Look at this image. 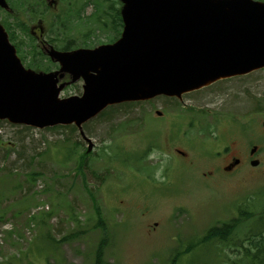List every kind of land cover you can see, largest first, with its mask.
Segmentation results:
<instances>
[{
  "label": "rangeland",
  "instance_id": "obj_1",
  "mask_svg": "<svg viewBox=\"0 0 264 264\" xmlns=\"http://www.w3.org/2000/svg\"><path fill=\"white\" fill-rule=\"evenodd\" d=\"M49 1V8L41 0H8L11 13L0 8L27 52L44 42L108 43L122 29L110 10L119 0ZM82 85L61 96L80 95ZM82 130L86 138L73 124L42 129L47 147L38 149L25 129L0 121V262L93 264L105 236V264H163L211 228L253 212L227 244L205 242L182 261L216 263L220 253L227 264L249 246L248 230L264 232V68L180 98L108 107ZM235 157L240 165L226 172Z\"/></svg>",
  "mask_w": 264,
  "mask_h": 264
},
{
  "label": "water",
  "instance_id": "obj_2",
  "mask_svg": "<svg viewBox=\"0 0 264 264\" xmlns=\"http://www.w3.org/2000/svg\"><path fill=\"white\" fill-rule=\"evenodd\" d=\"M121 1V37L92 49L45 45V53L61 65L51 72L26 68L0 23V119L39 128L76 124L83 133L82 125L110 105L180 96L264 67L261 1ZM0 6L10 9L7 0ZM66 75L70 79L61 82ZM81 78L82 95L60 97Z\"/></svg>",
  "mask_w": 264,
  "mask_h": 264
},
{
  "label": "trees",
  "instance_id": "obj_3",
  "mask_svg": "<svg viewBox=\"0 0 264 264\" xmlns=\"http://www.w3.org/2000/svg\"><path fill=\"white\" fill-rule=\"evenodd\" d=\"M110 10H115L114 13V19L118 20V24L122 26V18L120 14V9L111 4ZM7 26V25H6ZM22 27V30H26V27L22 23L20 25ZM11 39L14 40L17 44V48L19 52L22 53V57L27 60V58H30L29 65L31 67L35 68H43L48 70V67H45L43 63V59L45 58L44 54H42L41 51L36 49L34 46L31 47V49L27 52L24 49L23 45H27L25 41L18 40L16 41V34L15 31H13L10 26L7 27ZM114 39V38H113ZM85 156H82L80 163H79V171L83 172V168L86 165ZM249 216L247 218L243 217V211L240 212L239 218H236L232 220L231 222L224 223L222 227L220 228H211L208 233L203 236L201 239H198V241H195L194 243L191 242V245L182 246L181 248L175 249L171 257L164 262L163 264H182L183 259L191 252L195 250V248L202 246L205 242H211L212 246L215 244H227L228 241L231 239V235L236 231L240 226L243 224H246L251 218H253L255 215L253 212H250L248 214ZM100 222H103L102 218L100 217ZM246 238L250 241L248 247H244V251L241 252L239 256L236 258H228L227 264H264V232L262 230H258L253 233V231H247L246 232ZM107 244V239L104 236L100 244L98 245L95 253V259L93 264H105L106 260L104 259V253L105 248ZM209 253V251L207 252ZM206 253V254H207ZM218 253V252H217ZM207 257H210V253ZM218 260L216 263L211 262V259H205L201 262V264H223V257L220 253H218ZM209 260V261H207ZM0 264H4L0 262ZM25 264H56L52 262H46V263H34V262H27Z\"/></svg>",
  "mask_w": 264,
  "mask_h": 264
},
{
  "label": "flooded vegetation",
  "instance_id": "obj_4",
  "mask_svg": "<svg viewBox=\"0 0 264 264\" xmlns=\"http://www.w3.org/2000/svg\"><path fill=\"white\" fill-rule=\"evenodd\" d=\"M52 2H50L48 0V3H47V0H41V5L44 6L45 8H49V5H52L51 4ZM69 45V48L68 49H73V48H77V47H87L86 43H84V45H75L74 43H67Z\"/></svg>",
  "mask_w": 264,
  "mask_h": 264
}]
</instances>
